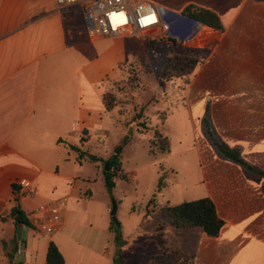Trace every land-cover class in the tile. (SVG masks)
Returning a JSON list of instances; mask_svg holds the SVG:
<instances>
[{
	"label": "crops",
	"instance_id": "0c3cea01",
	"mask_svg": "<svg viewBox=\"0 0 264 264\" xmlns=\"http://www.w3.org/2000/svg\"><path fill=\"white\" fill-rule=\"evenodd\" d=\"M135 1L175 14L193 5L216 14L223 27L217 31L204 26L203 45L188 49L198 51L201 58L192 60L199 67L183 87V109L192 134L184 202L210 199L224 225L215 238L199 228L167 226L162 232L177 239L171 249L188 255L190 264H264V2ZM81 24L79 9L61 11L55 0H0L3 252H8L15 236L13 220L7 218L15 197L27 217L40 205L65 201L60 227L53 234L28 228L31 233L23 238L21 227L26 250L14 258L17 264H45L49 242L66 260L62 247L69 237L65 233L83 226L97 229L89 188L81 198L73 195L77 182L85 184L86 176H81V164L69 147L80 148L81 138L88 141L92 133L102 132L106 112L102 85L119 77L118 64L127 49L120 38L89 41ZM95 42L104 44L98 53L92 47ZM204 117L212 138L239 149L253 171L218 152L203 127ZM22 180L27 181L30 195L18 196L12 190ZM173 205L177 204L166 206ZM107 251L104 248L101 257ZM101 264L112 262L102 259Z\"/></svg>",
	"mask_w": 264,
	"mask_h": 264
},
{
	"label": "rangeland",
	"instance_id": "374dc122",
	"mask_svg": "<svg viewBox=\"0 0 264 264\" xmlns=\"http://www.w3.org/2000/svg\"><path fill=\"white\" fill-rule=\"evenodd\" d=\"M120 39L127 51L124 61L118 64L119 77L102 85L103 91L114 95L117 105L102 115L101 133H92L88 141H79L81 156L70 149L81 164V176H86L85 184L77 182L73 195L81 198L89 188L97 229L83 226L65 233L69 238L62 250L67 264H101L102 259L113 263L119 257L123 264H151L149 256L159 254L164 247L174 248L178 242L157 227L165 222L166 205L180 204L188 198L184 171L192 151V134L184 116L183 87L199 67V62L192 60L201 56L198 51L185 56L181 46L164 41L151 44L142 35ZM92 45L98 53L104 44ZM166 113L170 115L162 125L160 119ZM156 129L170 139L171 150L166 154L148 152ZM70 150L66 154L69 152L71 157ZM113 156H117L124 178H113L114 185L108 188L103 170L105 161ZM171 167L175 168L173 172ZM163 175L166 187L158 191ZM112 203L116 204L115 217L119 222L116 230L109 214ZM30 233L23 227V238ZM12 247L10 243L4 253L0 245V264L11 263L12 256L9 259L8 254ZM104 248L108 251L101 257Z\"/></svg>",
	"mask_w": 264,
	"mask_h": 264
},
{
	"label": "trees",
	"instance_id": "16d2710c",
	"mask_svg": "<svg viewBox=\"0 0 264 264\" xmlns=\"http://www.w3.org/2000/svg\"><path fill=\"white\" fill-rule=\"evenodd\" d=\"M259 2H264V0H256ZM168 18L172 21L173 32H181L188 26V20L192 19L198 23L211 28L213 30L222 31L223 27L219 18L213 12L202 9L193 5L187 6L181 13H168ZM151 44H154L151 42ZM175 46V44H172ZM182 54L185 56L191 55L192 51L180 49ZM102 103L104 105L105 111H111L114 106L117 105V100L114 95L104 90L102 94ZM168 117V113L163 115L160 119L163 125ZM204 126L206 128L207 134L212 140L213 145L216 147L218 152L227 160H230L236 164H239L244 169L248 171H253L252 167L248 165L241 157L239 149H232L222 142L215 141L212 138L211 128L206 118L203 119ZM144 128V126H142ZM83 138L80 139V143L83 142ZM170 143L168 137L164 136L159 130H154L152 134V139L149 143L148 152L151 155L166 154L169 152ZM70 149L77 151L79 156L83 153L76 146H70ZM108 164V168L103 170L104 182L108 188H112L114 182L113 178L119 177L124 178L121 171L120 162L117 156L105 161ZM164 175L159 179L157 190L160 191L164 188L165 184ZM12 190L16 194L19 190L18 187L12 185ZM165 222L157 227V230H164L167 226L174 227L176 229H193L199 228L207 237L215 238L218 236L224 222L217 216L215 206L213 202L208 198L182 202L173 206H165L163 208ZM7 218L13 220L15 227H27L31 228V225L27 219L25 213L21 210L18 205L17 197L14 198V206L10 209ZM111 225L116 228L119 226L115 216H111ZM24 244V241H20ZM13 247L11 252L8 254L9 259L14 252V244H16V237L12 239ZM148 262L151 264H190L191 258L179 250H171L166 247L162 248L159 254L152 255L148 257ZM11 264V263H9ZM45 264H65V260L58 250L57 246L53 242H49ZM112 264H123L121 257L117 260L115 259Z\"/></svg>",
	"mask_w": 264,
	"mask_h": 264
},
{
	"label": "built area",
	"instance_id": "2783aa9c",
	"mask_svg": "<svg viewBox=\"0 0 264 264\" xmlns=\"http://www.w3.org/2000/svg\"><path fill=\"white\" fill-rule=\"evenodd\" d=\"M61 11L79 9L86 38L96 41L102 38H124L142 35L150 42H165L182 48L201 47L206 40L205 28L195 20L189 19L188 26L174 33L168 11L146 1L135 0H55ZM207 29V28H206ZM31 192L25 180L19 182L16 195L26 196ZM64 200L50 205H40L27 217L31 229L37 233L51 235L61 224ZM11 264H17L15 257L25 253L26 247L20 241L14 244Z\"/></svg>",
	"mask_w": 264,
	"mask_h": 264
},
{
	"label": "water",
	"instance_id": "95a60500",
	"mask_svg": "<svg viewBox=\"0 0 264 264\" xmlns=\"http://www.w3.org/2000/svg\"><path fill=\"white\" fill-rule=\"evenodd\" d=\"M119 149H120V147L116 150V154L119 152ZM107 168H108V164L106 163L105 164V170ZM109 214H110V216H115V214H116V204L115 203H112V207H111ZM21 232H22L21 227H16L15 236H16L17 241L21 240Z\"/></svg>",
	"mask_w": 264,
	"mask_h": 264
},
{
	"label": "bare ground",
	"instance_id": "6f19581e",
	"mask_svg": "<svg viewBox=\"0 0 264 264\" xmlns=\"http://www.w3.org/2000/svg\"><path fill=\"white\" fill-rule=\"evenodd\" d=\"M204 32H205V28L202 29V33H204Z\"/></svg>",
	"mask_w": 264,
	"mask_h": 264
}]
</instances>
